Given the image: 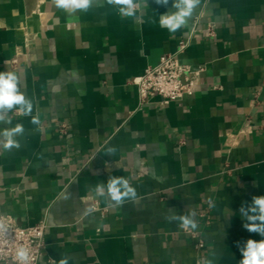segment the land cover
<instances>
[{
    "label": "crops",
    "instance_id": "crops-1",
    "mask_svg": "<svg viewBox=\"0 0 264 264\" xmlns=\"http://www.w3.org/2000/svg\"><path fill=\"white\" fill-rule=\"evenodd\" d=\"M134 3L0 0V72L32 103L0 110V133L23 125L19 147L0 135V213L46 220L41 264H240L262 239L243 224L264 195V0H200L174 33L159 24L173 0ZM166 53L203 68L195 91L141 103L136 79ZM119 178L135 196L118 203Z\"/></svg>",
    "mask_w": 264,
    "mask_h": 264
},
{
    "label": "clouds",
    "instance_id": "clouds-1",
    "mask_svg": "<svg viewBox=\"0 0 264 264\" xmlns=\"http://www.w3.org/2000/svg\"><path fill=\"white\" fill-rule=\"evenodd\" d=\"M109 4H115L120 6L121 15L128 17L137 16V5L134 0H107ZM157 4L167 5L168 0H155ZM55 6L58 9L65 10L68 14H75L77 9L86 11L93 3V0H54ZM200 0H173V7L177 11L162 14L159 19L161 27L167 28L169 32L174 33L182 26L188 23L191 18L194 9L199 5ZM18 77L14 72H0V110H11L15 106H20L18 111L23 115H30L32 113V103L25 99L23 92L19 91ZM3 119V117H0ZM10 123V121H8ZM33 124H40L39 116H33ZM23 133V125L17 124L10 130H5L0 133L4 136V142L2 147L4 149H11L13 147H19L17 141L13 139L14 134ZM123 188V191H121ZM100 194H103V189L99 188ZM107 191L110 194L112 200L122 202L124 197L129 195L135 196V191L132 189L127 180L123 178L112 179L107 185ZM253 207L251 212L258 213L256 215H246L249 223L243 224V227L250 233H257L262 237L259 241L254 239H247V244L244 249H240L242 253V259L240 264H264V195L253 198ZM258 206V207H257ZM243 212V208H241ZM182 220V227L185 229L191 225L192 228H196V224L190 220L187 216L180 217ZM256 221H259L257 223ZM17 257L21 264H27L29 260V253L26 249L20 248L17 252ZM59 264H68L66 258H62Z\"/></svg>",
    "mask_w": 264,
    "mask_h": 264
},
{
    "label": "built area",
    "instance_id": "built-area-1",
    "mask_svg": "<svg viewBox=\"0 0 264 264\" xmlns=\"http://www.w3.org/2000/svg\"><path fill=\"white\" fill-rule=\"evenodd\" d=\"M209 31L210 34L214 33L212 27ZM186 46L182 41L180 51ZM202 69H193L189 64L181 62L177 53L162 55L159 62L148 65L136 79L140 102L146 103L151 98L159 97L161 103L167 104L192 95L201 78ZM92 209L101 208L93 203ZM47 228L46 220L23 226L19 225L12 215L0 213V264H21L17 257L20 248L29 253L27 264H41ZM184 230L197 236L189 226ZM205 246L206 242L202 238L195 244L196 249ZM197 264H202V261L199 260Z\"/></svg>",
    "mask_w": 264,
    "mask_h": 264
}]
</instances>
